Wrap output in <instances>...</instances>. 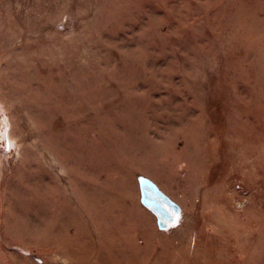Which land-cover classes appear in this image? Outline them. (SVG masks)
I'll use <instances>...</instances> for the list:
<instances>
[{
	"label": "rangeland",
	"instance_id": "374dc122",
	"mask_svg": "<svg viewBox=\"0 0 264 264\" xmlns=\"http://www.w3.org/2000/svg\"><path fill=\"white\" fill-rule=\"evenodd\" d=\"M0 264H264V0H0Z\"/></svg>",
	"mask_w": 264,
	"mask_h": 264
},
{
	"label": "bare ground",
	"instance_id": "6f19581e",
	"mask_svg": "<svg viewBox=\"0 0 264 264\" xmlns=\"http://www.w3.org/2000/svg\"><path fill=\"white\" fill-rule=\"evenodd\" d=\"M121 253V252H120Z\"/></svg>",
	"mask_w": 264,
	"mask_h": 264
}]
</instances>
